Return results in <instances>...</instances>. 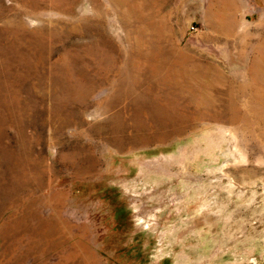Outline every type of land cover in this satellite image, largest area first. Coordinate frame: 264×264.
Returning <instances> with one entry per match:
<instances>
[{
    "label": "rangeland",
    "instance_id": "rangeland-1",
    "mask_svg": "<svg viewBox=\"0 0 264 264\" xmlns=\"http://www.w3.org/2000/svg\"><path fill=\"white\" fill-rule=\"evenodd\" d=\"M0 264H264V0H0Z\"/></svg>",
    "mask_w": 264,
    "mask_h": 264
},
{
    "label": "bare ground",
    "instance_id": "bare-ground-1",
    "mask_svg": "<svg viewBox=\"0 0 264 264\" xmlns=\"http://www.w3.org/2000/svg\"><path fill=\"white\" fill-rule=\"evenodd\" d=\"M149 59H150L149 63L151 62V64L152 63L153 64L151 65L152 67L150 68V71L148 70V72H146L147 74L146 79L150 80L151 83L155 84L156 85L155 88L157 87L158 91L160 92L158 93L156 89L153 94L155 97L153 98L152 101H150V104H148L149 114L150 116H152V118L158 117L159 119L165 121L171 119L170 116L172 115V106L173 107L176 106L175 102H172V87L173 89L182 87L184 90L189 91V87L194 86V89L195 90L197 89L199 94L196 96V99H194L195 101L192 104L196 107L199 106H206L205 108L212 107L213 102H215L214 99L216 100V98L214 97L215 95L212 93L213 82L205 80L203 71L201 72L200 70L195 69V70H190L191 71L190 72L185 68L182 69V68H174V67L163 69L161 66L159 67L160 64H158L157 62H152V58ZM137 75L138 73L134 76L132 75V80L133 81L135 80L138 83L142 82L144 77H141V74L139 76ZM187 102L189 101L186 100V103ZM200 109H203V107H200Z\"/></svg>",
    "mask_w": 264,
    "mask_h": 264
}]
</instances>
